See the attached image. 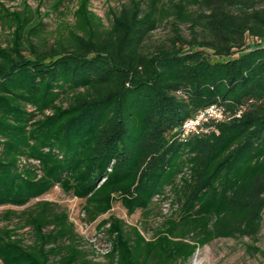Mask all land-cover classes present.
<instances>
[{
    "label": "trees",
    "instance_id": "trees-1",
    "mask_svg": "<svg viewBox=\"0 0 264 264\" xmlns=\"http://www.w3.org/2000/svg\"><path fill=\"white\" fill-rule=\"evenodd\" d=\"M41 5L0 0V206H24L0 212V263L100 264L67 211L39 199L56 185L84 200L88 222L115 201L146 215L170 198L152 238L112 214L98 223L106 264H190L198 247L242 237L264 258V0H124L106 24L77 0L52 39ZM213 103L226 117L183 137Z\"/></svg>",
    "mask_w": 264,
    "mask_h": 264
},
{
    "label": "rangeland",
    "instance_id": "rangeland-1",
    "mask_svg": "<svg viewBox=\"0 0 264 264\" xmlns=\"http://www.w3.org/2000/svg\"><path fill=\"white\" fill-rule=\"evenodd\" d=\"M4 4L11 9H21L22 0H2ZM39 0H26V2L34 8ZM124 0H89V7L95 13L100 15L106 24L108 21L107 11L110 7L116 8ZM54 0H42L40 6L41 13L48 11V14L43 17L45 30L48 39H52L57 34L58 29L63 22L73 23L74 17L72 11L77 7V0H63L58 9H52ZM184 35L188 36L189 31L186 25H180ZM8 28L0 21V40L6 41L8 37ZM170 33V25L164 22L158 28L152 31L149 41L154 43ZM168 192V190H167ZM39 199H48L59 205L68 213L70 221L74 224L75 232L82 239V247L87 251L88 256L95 262L106 264L103 254L109 250V243L106 239L103 229H98V223L108 217L115 215L127 224L136 225L142 235L146 238H152L154 230L160 223L168 217L175 206L170 202V198L162 201H155L149 212L144 215L140 209H137L132 214H127L125 208L120 202L115 201L111 209L105 214L100 215L95 221L88 222L84 219L83 204L84 200L77 198L71 194L65 193L59 186H54L48 193L40 196ZM34 201V200H33ZM32 203V202H30ZM21 210L24 206H0V212L5 209ZM5 221L0 219V225L5 224ZM20 235L24 237L25 242L32 241V233L28 226H24L19 230ZM249 242L247 237L242 238H216L211 242L198 247L193 257L190 259V264H264V258L260 255H250L246 252L245 244ZM257 245L264 250V212L262 219V227L259 233ZM1 264V263H0Z\"/></svg>",
    "mask_w": 264,
    "mask_h": 264
},
{
    "label": "built area",
    "instance_id": "built-area-1",
    "mask_svg": "<svg viewBox=\"0 0 264 264\" xmlns=\"http://www.w3.org/2000/svg\"><path fill=\"white\" fill-rule=\"evenodd\" d=\"M226 114L222 106L213 103L199 110L194 116L186 119L181 125V135L187 136L191 133L206 131V125L212 121L222 120Z\"/></svg>",
    "mask_w": 264,
    "mask_h": 264
}]
</instances>
